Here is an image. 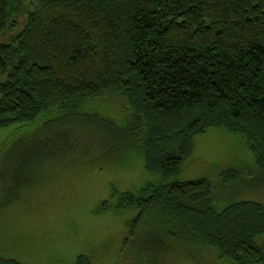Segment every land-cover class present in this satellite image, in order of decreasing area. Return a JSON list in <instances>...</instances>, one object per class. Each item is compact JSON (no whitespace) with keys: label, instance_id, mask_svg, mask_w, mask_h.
Returning a JSON list of instances; mask_svg holds the SVG:
<instances>
[{"label":"trees","instance_id":"1","mask_svg":"<svg viewBox=\"0 0 264 264\" xmlns=\"http://www.w3.org/2000/svg\"><path fill=\"white\" fill-rule=\"evenodd\" d=\"M115 98L135 108L128 124L101 111ZM75 122L138 132L154 145H140L151 178L111 185L95 208L136 211L123 247L149 220L217 259L264 264V204L217 202L213 179L228 186L240 173L178 177L195 135L216 127L244 141L264 179V0H0V134L25 130L5 155ZM73 264L94 263L77 255Z\"/></svg>","mask_w":264,"mask_h":264},{"label":"rangeland","instance_id":"2","mask_svg":"<svg viewBox=\"0 0 264 264\" xmlns=\"http://www.w3.org/2000/svg\"><path fill=\"white\" fill-rule=\"evenodd\" d=\"M124 103L123 98L108 99L101 111H108L116 125L128 124L135 108ZM115 130L81 122L54 126L25 139L8 155L5 143L25 135V130L15 125L1 132L0 261L73 264L75 256L82 255L94 264H236L217 259L215 249L199 242L169 236L149 220L122 246L125 221L136 211L96 213L95 208L109 196L111 185L128 190L151 178L140 145H154L138 132ZM193 144L179 178L214 177L215 169L232 168L240 173L237 183L225 186L213 179L218 204H264V179L257 176L254 157L243 140L233 141L223 129L210 127L195 135ZM257 244L264 248V236Z\"/></svg>","mask_w":264,"mask_h":264}]
</instances>
